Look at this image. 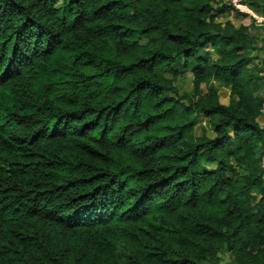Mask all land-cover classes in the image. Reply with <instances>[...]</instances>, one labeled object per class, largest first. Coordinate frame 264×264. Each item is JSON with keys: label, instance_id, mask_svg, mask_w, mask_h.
Returning a JSON list of instances; mask_svg holds the SVG:
<instances>
[{"label": "trees", "instance_id": "16d2710c", "mask_svg": "<svg viewBox=\"0 0 264 264\" xmlns=\"http://www.w3.org/2000/svg\"><path fill=\"white\" fill-rule=\"evenodd\" d=\"M262 119L264 0H0V264H264Z\"/></svg>", "mask_w": 264, "mask_h": 264}, {"label": "rangeland", "instance_id": "374dc122", "mask_svg": "<svg viewBox=\"0 0 264 264\" xmlns=\"http://www.w3.org/2000/svg\"><path fill=\"white\" fill-rule=\"evenodd\" d=\"M228 1V0H226ZM233 1V0H232ZM257 19V22L259 21H262L261 18H258L256 17ZM234 24H237L236 22L232 21ZM263 22V21H262ZM243 24H248L249 23V20H243L242 21ZM185 77V80L183 81V83H180L178 86H180L182 89L188 91V88H190L189 84H188V81L186 80V76H183ZM228 92L226 90H223L221 89L220 92H219V101L222 103V104H227L228 103ZM262 121L264 122V119H262ZM261 123V122H260Z\"/></svg>", "mask_w": 264, "mask_h": 264}]
</instances>
